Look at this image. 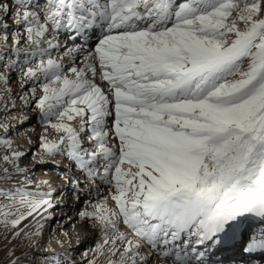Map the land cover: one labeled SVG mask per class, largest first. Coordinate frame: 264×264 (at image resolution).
I'll use <instances>...</instances> for the list:
<instances>
[{
	"label": "snow or ice",
	"instance_id": "snow-or-ice-1",
	"mask_svg": "<svg viewBox=\"0 0 264 264\" xmlns=\"http://www.w3.org/2000/svg\"><path fill=\"white\" fill-rule=\"evenodd\" d=\"M0 264H264V0H0Z\"/></svg>",
	"mask_w": 264,
	"mask_h": 264
},
{
	"label": "bare ground",
	"instance_id": "bare-ground-1",
	"mask_svg": "<svg viewBox=\"0 0 264 264\" xmlns=\"http://www.w3.org/2000/svg\"><path fill=\"white\" fill-rule=\"evenodd\" d=\"M23 131H24V129H21V133H23ZM37 176H39L40 178H45V177H43L42 175H41V173L38 171L37 172Z\"/></svg>",
	"mask_w": 264,
	"mask_h": 264
},
{
	"label": "rangeland",
	"instance_id": "rangeland-1",
	"mask_svg": "<svg viewBox=\"0 0 264 264\" xmlns=\"http://www.w3.org/2000/svg\"><path fill=\"white\" fill-rule=\"evenodd\" d=\"M16 138H17V139H21V137H20V136H17Z\"/></svg>",
	"mask_w": 264,
	"mask_h": 264
}]
</instances>
